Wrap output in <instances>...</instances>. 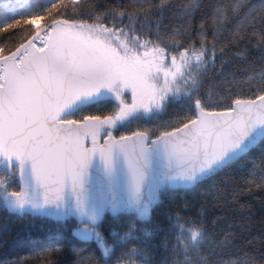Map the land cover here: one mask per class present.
I'll return each mask as SVG.
<instances>
[{"label": "snow or ice", "instance_id": "snow-or-ice-1", "mask_svg": "<svg viewBox=\"0 0 264 264\" xmlns=\"http://www.w3.org/2000/svg\"><path fill=\"white\" fill-rule=\"evenodd\" d=\"M183 190L200 199L193 216L195 204L176 203ZM256 190L264 0L0 9V246L54 222L37 256L71 247L75 264H264V198L259 220L246 199Z\"/></svg>", "mask_w": 264, "mask_h": 264}, {"label": "trees", "instance_id": "trees-1", "mask_svg": "<svg viewBox=\"0 0 264 264\" xmlns=\"http://www.w3.org/2000/svg\"><path fill=\"white\" fill-rule=\"evenodd\" d=\"M8 0H0V9H2L3 5L7 3ZM258 55V53H257ZM264 198V193L256 190L253 194L247 195L246 199L252 204L254 210L255 219L259 220L262 212H261V200ZM177 204H183L187 202L190 206L195 204V207H192L191 211L185 213L186 215L193 216L196 210L200 207V199L193 198L190 193V190H183L176 193L175 196ZM167 206V204H166ZM165 208H161L158 210L155 220L157 222H163L164 220V211ZM213 214H220L219 209H210L209 219L212 218ZM39 223V222H38ZM54 222L47 225L44 229L35 230L31 235L29 242L20 247H14L9 245L8 247L0 246V259H11L13 261L19 260L20 264H46L48 260H60L63 261L64 264H75V256L72 254L71 247L62 251L57 256H37L33 249H39L41 245L45 243L47 228L51 227ZM14 232L19 230V225H13ZM75 239V238H74ZM160 240H163V237H160ZM258 247V245H257ZM227 258V255L225 256Z\"/></svg>", "mask_w": 264, "mask_h": 264}]
</instances>
